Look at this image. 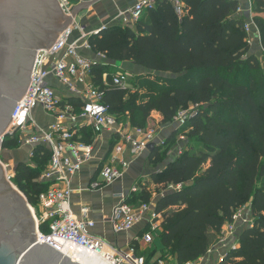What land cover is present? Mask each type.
<instances>
[{"label":"trees","instance_id":"obj_1","mask_svg":"<svg viewBox=\"0 0 264 264\" xmlns=\"http://www.w3.org/2000/svg\"><path fill=\"white\" fill-rule=\"evenodd\" d=\"M182 1V16L159 0L135 27L113 25L91 36L94 54L113 65L131 62L146 70L136 76L134 87L122 88L111 82L113 66L97 62L93 82L105 89L110 113L135 129L146 128L153 111L166 123L189 104L200 106L185 125L191 128L186 149L153 176L164 188L179 186L156 205L163 216L156 235L163 246L160 259L169 262L174 256L182 264L203 257L224 224L249 205L252 225L218 264H264V55L250 53L238 0ZM251 1L264 50V0ZM69 102L81 107L77 99ZM20 144L18 137L6 136L1 150ZM164 145L156 146L150 158L164 161ZM49 160L50 150L38 146L30 162L15 167L13 183L33 207L49 186L40 180ZM143 199L151 198L145 193ZM41 230L47 233V224ZM151 254L146 264H158Z\"/></svg>","mask_w":264,"mask_h":264},{"label":"built area","instance_id":"obj_2","mask_svg":"<svg viewBox=\"0 0 264 264\" xmlns=\"http://www.w3.org/2000/svg\"><path fill=\"white\" fill-rule=\"evenodd\" d=\"M157 1L159 0H137L132 7L118 14L122 25L129 28L135 27L144 11L153 8ZM166 1L175 7L179 16H182L184 7L182 0ZM60 2L65 14L72 16L70 13L74 8L72 0H60ZM242 12V7L239 6L237 13L241 14ZM249 12H251V6ZM105 28L106 26H103L88 32L86 26L78 23L75 18L63 30L50 50L39 48L36 51L30 82L22 100L17 101L13 120L7 128V136L18 137L20 145L30 146V157L33 156L34 149L38 146H45L50 150V160L40 176V180L49 182V186L39 194L38 206L31 205L38 218L37 230L40 242L44 241L62 253L64 246L68 245L71 248L92 253L99 260L108 264H146V258L137 253L135 245L131 244L127 250L123 251L105 239L91 234L89 229L94 227L95 223L87 217L88 207L81 209L83 216L80 218L74 213L71 204L73 194L71 179L85 163L94 157L93 143H85L80 140L78 127L90 124L96 134H101L104 130L113 129L118 123L117 118L110 113L109 105L105 103V89L93 82L92 69L97 61L80 54V50L91 51L90 37ZM244 28L248 33V42L251 46L253 28L260 36L259 29L253 20L246 22ZM75 33L78 35L76 36ZM96 55L106 59L105 55L101 53ZM129 76V72L118 71L112 74L111 82L115 86L128 88ZM52 79L60 83L71 96L81 100L80 113L76 112L72 103L65 101L57 93ZM108 83L105 80L104 86ZM37 107L43 108L55 118V122L46 129L41 128L32 116ZM198 108L200 106L195 104L191 108L192 112L185 108L181 109L174 121L182 128L198 112ZM135 132L136 137L125 132L120 134V143L115 146L114 152L100 170L103 181L94 180L91 183L92 189L97 190L102 188V183L111 184L122 179L129 168V162L122 157L124 142L130 144L132 155L149 151L148 145L156 140L155 128H136ZM186 135L181 132L179 139L187 140ZM164 143L163 141L161 144ZM182 152L183 148H178L177 156ZM1 164L8 180L14 184L15 170L11 169L9 163L1 162ZM170 188L176 189L173 185H170ZM138 190V187L135 186L132 188V193H136ZM243 209L244 207L238 209L234 213L232 221L224 224L219 244H225L234 237L237 221L243 220L247 225H252L253 222L248 217H244ZM150 210L149 203H142L140 207L135 208L128 202L125 194H120L119 202L114 207L111 217L113 230L117 233L130 231L144 218L145 214H148L150 229L136 240H142L147 244L153 243L161 228L162 213H148ZM42 224H47V233L41 230ZM211 252L210 248L206 255ZM205 257L204 255L197 260L182 264H203ZM158 264L168 263L159 260Z\"/></svg>","mask_w":264,"mask_h":264},{"label":"crops","instance_id":"obj_3","mask_svg":"<svg viewBox=\"0 0 264 264\" xmlns=\"http://www.w3.org/2000/svg\"><path fill=\"white\" fill-rule=\"evenodd\" d=\"M136 1L137 0H96L89 4L88 7L80 9L76 21L78 20L82 25H85L88 32L100 29L103 26L109 27L113 25H122L118 14L123 10L132 7ZM80 2L84 1L76 0L75 6ZM238 2L243 10L239 16L245 18L246 22L252 21L256 14L253 10L252 1L238 0ZM250 6L251 12H249ZM252 32L253 42L250 46V53L256 55L258 58H262L264 50L261 46V38L254 28ZM75 35L77 36L78 34L75 33ZM80 54L103 64H111V66H113V74L125 69V65H133L131 62H123L119 66L116 64L113 65V63H110L107 59L86 50H81ZM135 67L136 66H134V68ZM52 80L57 93L62 96L65 101H71V98H74L82 104L78 97L71 96V94H69L60 83L54 79ZM104 80H106V77ZM75 108L76 112H81V107ZM35 111L38 112L36 117L41 128L46 129L55 122L54 116L47 113L43 108L37 107ZM162 120V115L157 111H153L148 119L147 128H155L157 136L154 143L156 146L161 145L163 141H169V143L175 142L174 145L171 146L170 150L172 154L170 153V157L162 162H157L155 157L150 158V151L139 155H132L130 153V144L124 142V152L122 157L129 162V168L126 170L122 179L111 184L102 183V188L97 190L91 188V183L94 180L103 181V177L100 175V170L108 161L110 155L114 152L115 146L120 143V134L125 132L129 133L132 137H136L135 128L131 126L130 121L128 120L122 122L118 121L113 129L104 130L101 134H96L90 124L78 127L80 140L85 143H93L94 157L89 162L85 163L80 171H78L71 179L73 190L71 196L72 209L74 213L81 218L83 216L81 209L88 207L89 212L87 213V217L95 223L94 227L89 229L91 234L105 239L110 244L123 251L127 250L128 246L133 244L137 249V253L143 256H145L146 250L151 248V252H153L151 254V256L153 255V260H161L160 250L163 246L158 236H155L154 242L151 244H147L142 240H136L141 238L146 231L145 229L150 226L149 215L145 214L144 218L130 231L121 233H117L113 230L111 217L114 207L119 202L120 194H125L128 202L135 208H138L142 203H145L143 194L148 193L151 198L149 202H146L151 205V210L148 213L157 212V202L163 195H165L162 191L166 188H164L163 184L155 183L153 176L162 171L166 167V164L176 157L178 148L185 149L186 144V140L179 139V134L182 131H180L178 123L175 121L165 123ZM30 160L31 157L29 152L28 161L20 160L17 163L21 161L28 163ZM135 186L138 187L139 190L136 193H132V188ZM168 188H170V185ZM243 210L244 217H248V219L253 222V215L250 206H245ZM235 226L236 233L234 237L230 238L225 244L217 243L220 236L217 235L215 237L214 244H212L211 247L212 252L209 255H205L206 257L203 264H218L231 248L239 245L240 232L248 225L243 220H239L236 222ZM168 258L169 262L166 261L168 264L177 263L176 257L170 256Z\"/></svg>","mask_w":264,"mask_h":264},{"label":"water","instance_id":"obj_4","mask_svg":"<svg viewBox=\"0 0 264 264\" xmlns=\"http://www.w3.org/2000/svg\"><path fill=\"white\" fill-rule=\"evenodd\" d=\"M94 1L80 2L67 16L60 0H0V149L30 82L36 51L50 50L80 9ZM155 147L148 145L150 152ZM12 185L0 162V264H81L38 240L31 204Z\"/></svg>","mask_w":264,"mask_h":264},{"label":"rangeland","instance_id":"obj_5","mask_svg":"<svg viewBox=\"0 0 264 264\" xmlns=\"http://www.w3.org/2000/svg\"><path fill=\"white\" fill-rule=\"evenodd\" d=\"M75 1L76 0H72V2H73V6H75ZM77 17H78V15H77ZM76 17V18H77ZM77 22L78 23H81L80 21H78L77 20ZM81 51V50H80ZM90 51V50H89ZM91 53H93L92 51H90ZM134 66H136L135 68H134ZM125 69H123V70H121V71H126V72H129L130 73V76H129V87H134L133 85V81H134V79L136 78V76L137 75H140V74H143L146 70H143V68L142 67H140V66H137V65H125V67H124ZM166 75V74H165ZM167 76H169V75H167ZM195 104H193V103H191V104H189V106L188 107H186L185 109H187L189 112H192V110H191V108L194 106ZM198 109H200V108H198ZM35 111V110H34ZM33 111V113H32V116H33V118L35 119V121L37 122L38 120H37V117H36V114L38 115V112L37 111H35L34 112ZM37 123H39V122H37ZM184 128V129H183ZM183 130H184V133H188V131L191 129L190 127H186L185 128V126H183ZM19 135V134H18ZM165 142V141H164ZM175 143V142H174ZM174 143H172V145H174ZM165 144V143H164ZM164 144H162V145H164ZM171 145V146H172ZM168 145H164V148H166ZM171 146H169V147H167L164 151H163V154H164V157H165V159H168V157H170V155L172 154L171 152H169V155H167V153H168V151H169V149H170V147ZM185 149H186V147H185ZM30 150H31V147L30 146H28V145H26V144H22V145H20V147L18 148V149H13V150H3V151H1L0 152V161L2 162V163H9L10 164V166H11V169H14L15 170V167H16V164H17V162L18 161H20V160H22V161H28L29 160V152H30ZM184 150V149H183ZM171 151V150H170ZM171 153V154H170ZM176 156H177V152H176ZM14 186H15V184H14ZM16 187V186H15ZM18 188V187H17ZM177 188V187H176ZM172 190H174L173 188H166V189H164L163 191H162V193L163 194H165V193H167V192H169V191H172ZM38 210V209H37ZM33 215H34V213H33ZM37 215H38V211H37ZM219 242V239H218V241H217V243ZM213 244H214V242H213ZM152 252H151V248H149V249H147L146 250V252H145V256L144 257H146V259H147V257H148V255L149 254H151Z\"/></svg>","mask_w":264,"mask_h":264},{"label":"bare ground","instance_id":"obj_6","mask_svg":"<svg viewBox=\"0 0 264 264\" xmlns=\"http://www.w3.org/2000/svg\"><path fill=\"white\" fill-rule=\"evenodd\" d=\"M12 186L15 190H17V188L14 186V184ZM30 207H31L32 212L34 213V219L36 220V222L38 224V218L35 215V211H34L32 206H30ZM63 254L69 256L70 258H72L75 261H78L81 264H108V263H105V262H102L101 260H99L98 257H96L92 253H87L86 251L79 250L77 248H71L68 245L64 246Z\"/></svg>","mask_w":264,"mask_h":264}]
</instances>
